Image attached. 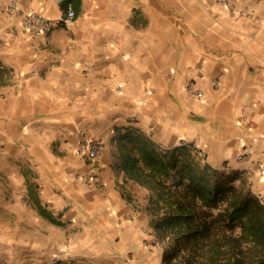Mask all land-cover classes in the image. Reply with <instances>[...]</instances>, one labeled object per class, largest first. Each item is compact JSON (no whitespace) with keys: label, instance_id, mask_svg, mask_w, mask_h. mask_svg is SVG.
Instances as JSON below:
<instances>
[{"label":"crops","instance_id":"obj_1","mask_svg":"<svg viewBox=\"0 0 264 264\" xmlns=\"http://www.w3.org/2000/svg\"><path fill=\"white\" fill-rule=\"evenodd\" d=\"M16 1L54 29L0 8V264H161L148 190L118 166L126 129L193 147L264 200V0ZM80 126L95 161L75 152Z\"/></svg>","mask_w":264,"mask_h":264},{"label":"trees","instance_id":"obj_2","mask_svg":"<svg viewBox=\"0 0 264 264\" xmlns=\"http://www.w3.org/2000/svg\"><path fill=\"white\" fill-rule=\"evenodd\" d=\"M117 143L118 166L148 190L144 209L163 264H264V200L240 172L212 167L191 146L164 148L135 128Z\"/></svg>","mask_w":264,"mask_h":264},{"label":"built area","instance_id":"obj_3","mask_svg":"<svg viewBox=\"0 0 264 264\" xmlns=\"http://www.w3.org/2000/svg\"><path fill=\"white\" fill-rule=\"evenodd\" d=\"M218 2L230 6L228 0H218ZM0 8H4L14 17H19L23 28L31 34H41L49 37L54 29L53 21L36 11L22 9L16 0H0ZM75 16V8L70 2L66 6L65 24L70 25L74 21ZM187 90L197 98H203L204 96L203 91L198 88L195 81H191L187 85ZM74 135V149L77 155L87 161H95L100 157L104 148L101 141L91 137L84 127L81 126L75 130ZM239 158L242 159L243 155L239 156ZM261 171L264 172V168ZM82 178L90 183H96L98 185L104 184L101 177L97 174H87Z\"/></svg>","mask_w":264,"mask_h":264},{"label":"rangeland","instance_id":"obj_4","mask_svg":"<svg viewBox=\"0 0 264 264\" xmlns=\"http://www.w3.org/2000/svg\"><path fill=\"white\" fill-rule=\"evenodd\" d=\"M147 195H148V193H144V192H142V194L140 195V196H142L141 197V202H144L145 201V198L147 197ZM145 203V202H144ZM125 264H127V263H125ZM139 264H147L146 262H144V263H139ZM150 264V263H149ZM161 264H162V262H161Z\"/></svg>","mask_w":264,"mask_h":264}]
</instances>
